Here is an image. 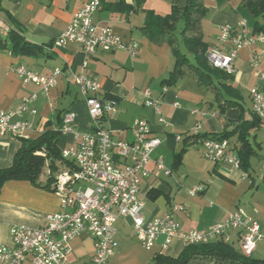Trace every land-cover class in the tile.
<instances>
[{
    "label": "crops",
    "instance_id": "obj_1",
    "mask_svg": "<svg viewBox=\"0 0 264 264\" xmlns=\"http://www.w3.org/2000/svg\"><path fill=\"white\" fill-rule=\"evenodd\" d=\"M171 1L100 0L101 9L93 14V24L99 28L108 27L124 42L135 45L132 56L125 50L98 51L86 61L84 72L96 79L98 98L113 99L117 103L115 111L107 115L102 126L110 130L114 141L130 142L133 121L142 119L150 126V136L160 141L151 158L161 159L171 175H156L153 164H149L151 175L141 182L139 194L145 220L163 217L173 204H179L183 211L177 212L176 218L181 230L188 232L220 222L228 213L241 207L259 224L261 235L250 258L264 261V120L253 121L249 97L250 89L260 84L252 59H256L258 69L264 72V45L257 42L238 50L234 61L236 72L229 75L225 84L235 93L223 92L219 100L189 78L180 81L175 88L166 87L161 82L173 68L169 47L154 45L140 28L147 12L167 15ZM86 2L88 0H0V19L4 25L0 37L18 30L27 42L44 47L37 56L11 55L0 50V111L16 108L23 97L30 95L36 96L34 105L37 109L36 116L23 117L31 124V129L21 136L1 139L0 170L11 166L19 139L35 140L46 129H54V117L59 111L75 113L78 135L92 133L88 109L73 82L85 62L79 47L69 44L63 48H47L62 35L73 15ZM203 4L208 14L201 21V30L208 49L217 45L221 27L237 29L241 20L246 21L250 36L257 34L253 32V21L246 12L238 10L239 0H203ZM17 67L42 75L54 69H60L61 73L47 95H43L34 84L21 83L13 71ZM144 89L159 101L165 125H160L153 112L145 107ZM227 100L237 104L221 107ZM242 122H246L247 139L255 152L247 171L227 163L216 165L202 156L192 138L185 142L186 138L193 137L194 130L198 135H219L233 131ZM49 123L51 125L47 127ZM227 141L232 155L238 159L237 134ZM74 143L73 135H62L58 147L62 150L73 147ZM47 174L45 168L39 176L41 187L28 181L3 184L0 190V244L12 246L9 232L13 226L41 228L46 225L47 214L59 212V201L53 190L49 186L43 187ZM198 185H203L205 190L189 196L188 191ZM114 240L115 251L108 264H150L156 255L176 258L184 248L181 243L172 241L165 251L161 246L163 237H160L147 251L132 237L130 220L123 218L115 223ZM94 244L86 236L72 240L67 264H93ZM231 246L239 252L236 236Z\"/></svg>",
    "mask_w": 264,
    "mask_h": 264
},
{
    "label": "built area",
    "instance_id": "obj_2",
    "mask_svg": "<svg viewBox=\"0 0 264 264\" xmlns=\"http://www.w3.org/2000/svg\"><path fill=\"white\" fill-rule=\"evenodd\" d=\"M100 9V0H88L73 15L62 35L51 44V48L77 45L85 59L82 71L73 77V82L88 109L93 131L89 135H78L75 113H65L59 131L61 135H73L75 143L73 147L61 150L62 159L70 165L67 164L55 175L51 185L60 210L45 216L44 227L13 226L9 232L12 246L0 244V264H67L70 242L83 236L95 243L92 263L108 264L116 246L115 223L120 218L130 220L132 237L147 251L160 237H163L162 249L166 251L172 241L183 246L214 242L232 245L236 236L240 254L250 257L261 235L259 224L241 207L228 213L220 222L188 232L181 230L176 218V213L183 211V206L179 204H173L163 217L144 219V204L139 194L141 182L151 175L149 164H153L156 175L170 176L171 171L161 159L151 158L160 141L150 136V126L146 121H133L130 142L114 141L110 130L102 126L107 115L115 111L117 103L113 99L98 98L96 79L84 72L86 61L98 51L125 50L132 56L135 45L124 42L110 28H99L93 24L92 16ZM3 28L0 19V31ZM257 42L264 45V34L250 36L245 20L239 21L237 29L223 26L217 45L205 54L207 63L214 69L233 75L238 50ZM252 65L260 84L249 91L251 112L264 120V72L258 69L254 57ZM13 71L23 85L34 84L43 95H47L61 73L60 69H54L42 75L23 67ZM142 96L145 107L153 112L160 125H165L159 101L151 97L148 89L142 91ZM35 99V95L23 97L16 108L0 111V141L7 136H21L31 129V124L23 117L37 115ZM193 135H198L196 130ZM194 144L206 160L216 165L227 163L239 166V160L232 155L226 139L198 138ZM204 190L203 185H198L190 189L188 195L193 197Z\"/></svg>",
    "mask_w": 264,
    "mask_h": 264
},
{
    "label": "trees",
    "instance_id": "obj_3",
    "mask_svg": "<svg viewBox=\"0 0 264 264\" xmlns=\"http://www.w3.org/2000/svg\"><path fill=\"white\" fill-rule=\"evenodd\" d=\"M224 2L228 0H217ZM238 10L244 11L253 21V32L264 34V0H239ZM208 14L203 0H172L170 12L158 16L147 12L146 19L140 31L154 44H166L169 47L173 68L161 84L175 88L183 79L189 78L197 87H201L214 95L215 100L222 98V93H235V90L225 85L230 76L218 69L212 68L206 60L208 46L203 42L201 21ZM48 47H51V44ZM43 46L31 44L18 31H9L5 37H0V50L11 55L37 56L43 52ZM232 100L224 101L221 107L234 106ZM68 111H59L55 117V128L46 129L35 140L19 139V147L10 167L0 170V190L7 181H28L41 187L38 182L43 169L48 170L46 186L51 187L57 173L65 169L67 161L61 157L58 143L61 139L59 128L63 116ZM253 116V121L257 120ZM49 123L47 125L50 126ZM252 125V124H251ZM247 125L242 122L231 132L219 135H196L186 138H211L217 140L229 139L237 134L240 143L238 149L239 166L247 171L249 160L255 156L247 139ZM70 165V164H68ZM264 187V174L262 176ZM150 264H264V261L253 260L236 251L231 245L214 242L208 245L184 246L176 258L156 255Z\"/></svg>",
    "mask_w": 264,
    "mask_h": 264
}]
</instances>
